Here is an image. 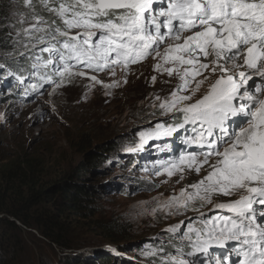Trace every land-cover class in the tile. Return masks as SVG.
Instances as JSON below:
<instances>
[{
    "label": "snow or ice",
    "instance_id": "snow-or-ice-1",
    "mask_svg": "<svg viewBox=\"0 0 264 264\" xmlns=\"http://www.w3.org/2000/svg\"><path fill=\"white\" fill-rule=\"evenodd\" d=\"M12 7L19 27L0 38V72L10 63L27 71L16 76L26 96L52 97L83 78L89 91L118 88L132 65L149 58L156 73L176 78L153 104L173 122L142 131L125 151L178 134L181 147L151 174L200 179L154 198L153 212L198 215L165 230L177 241L175 254L162 244L143 255L204 264L198 254L217 246L225 264H264V0H18ZM118 72L110 83L101 77ZM155 147L173 153L169 143ZM207 206L214 215L202 211Z\"/></svg>",
    "mask_w": 264,
    "mask_h": 264
},
{
    "label": "rangeland",
    "instance_id": "rangeland-1",
    "mask_svg": "<svg viewBox=\"0 0 264 264\" xmlns=\"http://www.w3.org/2000/svg\"><path fill=\"white\" fill-rule=\"evenodd\" d=\"M17 2H11L10 32L19 27L12 7ZM155 63L149 58L132 65L127 84L118 88L97 87L89 91L86 87L89 81L83 78L52 97L46 92L28 98L19 96L9 83L5 82L4 86L1 83L5 76L16 77L6 71L0 72V166L23 157L32 158L40 166L44 185H49L67 175L75 176L76 170L84 164L92 166L97 162L100 156L90 154L95 147H116L113 158L101 167L100 172L92 169V183L101 187L97 201L99 213L93 219L79 221V227L71 229L70 239L74 241L78 257L107 253L116 257V264H160V256L164 253L154 257H146L143 253L149 247L159 249L163 244L166 251L172 250L171 253L175 254L173 245L177 241L170 240V234L165 230L198 215L191 209L179 215L153 212L154 198L166 199L200 179L194 172L186 173L183 180L179 174L172 177L151 174L157 160L166 159L178 150L174 146L177 138L149 140L138 151H125L139 144L142 131L156 123L173 122L170 116L161 115L160 109L153 104L158 103L155 100L157 95L163 99L174 90L177 80L156 73ZM20 64L26 65L25 69L29 67L23 60ZM9 65L17 70L15 64ZM120 75L118 72L117 77L107 74H101V77L110 83ZM154 75L157 79L153 84L151 77ZM51 101H55V111ZM165 143L172 145L173 153L161 152L155 147ZM210 207L202 209L207 216L215 214L209 211ZM98 221L119 226L117 229L112 227V240L104 238L99 225H94ZM39 237L35 230L23 229V238L30 248L28 251L25 248V258L33 251L36 255L39 245L44 254L51 255ZM60 252L52 254L61 256ZM204 255L212 262L217 261L213 252L199 253L198 258L204 264L208 260Z\"/></svg>",
    "mask_w": 264,
    "mask_h": 264
},
{
    "label": "trees",
    "instance_id": "trees-1",
    "mask_svg": "<svg viewBox=\"0 0 264 264\" xmlns=\"http://www.w3.org/2000/svg\"><path fill=\"white\" fill-rule=\"evenodd\" d=\"M11 2L0 0V38L10 32ZM115 149L95 147L90 154L100 156L97 162L92 166L84 164L75 176L67 175L49 185H44L40 166L32 158L23 157L0 166V264H116V257L107 253L78 257L70 239L71 229L79 227V221L93 219L99 213L101 187L93 184L91 178L95 169L100 172L113 158ZM94 225H99L104 238L110 240L114 238L112 227L119 228L102 221ZM25 228L39 234L51 255L44 254L38 244V253L33 251L25 258V248L30 249L23 238ZM51 251H62V255H53Z\"/></svg>",
    "mask_w": 264,
    "mask_h": 264
},
{
    "label": "clouds",
    "instance_id": "clouds-1",
    "mask_svg": "<svg viewBox=\"0 0 264 264\" xmlns=\"http://www.w3.org/2000/svg\"><path fill=\"white\" fill-rule=\"evenodd\" d=\"M24 67H26V65L24 66ZM5 69H6V72H12V73H16V75H15V77L17 76V75H24V73H26L27 71H25L24 73H21L19 70H18V68H17V70L16 69H14L11 65H5ZM27 69V68H26ZM6 77V76H5ZM4 77V81L3 82H1L2 83V86H4V84H5V82H7V83H11L12 82V79H10V78H5ZM17 79V78H16ZM7 80H9V81H7ZM33 82V81H32Z\"/></svg>",
    "mask_w": 264,
    "mask_h": 264
}]
</instances>
